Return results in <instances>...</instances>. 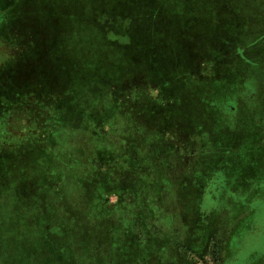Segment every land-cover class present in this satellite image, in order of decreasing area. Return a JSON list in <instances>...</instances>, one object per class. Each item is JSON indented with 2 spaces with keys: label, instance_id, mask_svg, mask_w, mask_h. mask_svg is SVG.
<instances>
[{
  "label": "rangeland",
  "instance_id": "1",
  "mask_svg": "<svg viewBox=\"0 0 264 264\" xmlns=\"http://www.w3.org/2000/svg\"><path fill=\"white\" fill-rule=\"evenodd\" d=\"M6 13L0 264H154L178 253L264 264V181L246 196L250 180H239L264 163L250 151L264 116V0H14ZM246 52L255 62L216 82L200 73ZM177 122L198 142L190 170L168 181L165 159L174 176L191 154L188 136L166 131L174 152L155 149L154 178H141L154 191L144 189L135 167L146 142ZM109 157L119 189L88 174ZM123 191L130 202H103ZM153 192L151 205L136 199Z\"/></svg>",
  "mask_w": 264,
  "mask_h": 264
},
{
  "label": "crops",
  "instance_id": "2",
  "mask_svg": "<svg viewBox=\"0 0 264 264\" xmlns=\"http://www.w3.org/2000/svg\"><path fill=\"white\" fill-rule=\"evenodd\" d=\"M13 2L14 0H0V14H1V17L7 21L8 23L7 24H12V19L10 20H7V18L5 17V13L7 12V10L10 9V7L13 5ZM26 9V8H25ZM28 10V9H26ZM8 14V13H6ZM6 25V24H5ZM228 45V44H227ZM237 45V44H236ZM237 49L239 51H246L247 47L244 48V46L242 45H239L237 47ZM233 50H235V45H233ZM233 50H230V51H233ZM236 60L238 61L237 63L234 64V59H230L228 61H223V60H220V61H217V64H209V63H206V67L208 69V71L205 69V67L203 66L204 64H202V67H199L200 68V73H206L208 77H206V81L209 80L211 82H216L218 81L219 79H221L222 76H224V73H225V70L226 71H229L230 73H232V71H234L235 69H238L243 63H247V64H251V63H254L255 61L251 58V56L247 55V52L244 53V54H239L236 56ZM240 65V66H239ZM198 66V65H197ZM198 68V67H196ZM190 71H188V76H190V78H197L201 81H204L202 79H204V76L201 75V74H198V75H192L191 73L195 71V69H189ZM228 73V72H227ZM168 84L169 82L166 81ZM177 93H174V95L176 96ZM151 95V94H150ZM179 96V94H178ZM154 98H157V95H153ZM164 129L163 131L166 132V131H169L171 132L173 135H175L176 137V134H181V135H184V136H188L189 137V141L188 144L185 146L184 148V152L185 153H188V154H191V155H188V156H184V159L183 161L181 162L182 167L180 168V163L177 164L179 165V169H180V172L178 175H172V168H171V161L169 160V158L167 157V162H166V170H167V177L168 178V181H171V182H175V183H178L182 180V176L185 174V172L187 171V169L189 168L190 166V163L195 159L196 155L195 153L197 152V150H195V148L198 147V142L196 141V137L194 136V134L192 132H186L185 129H184V126L182 123H175L173 124V126L171 128H162ZM192 131V130H191ZM179 132V133H178ZM257 134L259 135V138H257ZM256 135V136H255ZM254 136H255V139L257 140L256 143L257 144H254L252 146V148H250V151L253 152V153H257V155H261V153L264 154V144L262 143L263 140H264V116H263V120L261 122V124L258 123V127L256 129V134L254 133ZM157 139V138H156ZM148 140V142H150V144H148L146 142V145H145V148L146 150L144 151L146 153V157H142L143 159V163L141 164L142 166H144L145 168H150L153 170V160L156 159V156L154 154H162L164 151L162 149L163 146L160 145L158 139L157 140ZM193 145H191L192 143ZM155 142V143H154ZM187 143V142H186ZM152 144V145H151ZM156 146V147H155ZM159 150V153L155 150ZM174 152V151H172ZM149 155V156H148ZM151 156V157H150ZM161 158V156L159 157ZM189 158V159H188ZM225 165V163H224ZM223 166L221 167L220 166V169H222ZM190 169H188L189 171ZM188 175V173L186 174ZM154 178V177H153ZM248 179L250 180V184H249V188H247L246 186H244L243 190L245 193L246 196H252L254 195L253 194V189H254V184H256V186H260V185H263V181H264V163L260 165L259 168H254V170L251 171V173H249V176H246V177H243L242 179L240 178V183L242 182L241 185H244V182L245 181H248ZM142 180H151V179H146L144 177H142ZM140 183H141V179H140ZM143 184L144 186H150L152 187L153 191H154V187L153 185H149V184H144V183H141ZM248 189H249V193H248ZM243 190H241V188L237 189L235 192H237L238 194H240L239 196H243ZM259 194V193H258ZM261 196V195H260ZM151 198H155V193L153 192ZM150 199V197H149ZM143 200H145V197L143 198ZM250 200V198H249ZM148 202V201H147ZM111 205V206H115L117 203H113L112 200H106V205ZM241 207V208H240ZM246 207L245 205L243 204H239V211L243 212V210H245ZM246 215V213H245ZM188 256L182 254V253H178L176 254V256L174 258H171L170 262L168 260H165L163 259V257H159L158 259L154 260V264H193L192 261L188 262Z\"/></svg>",
  "mask_w": 264,
  "mask_h": 264
},
{
  "label": "trees",
  "instance_id": "3",
  "mask_svg": "<svg viewBox=\"0 0 264 264\" xmlns=\"http://www.w3.org/2000/svg\"><path fill=\"white\" fill-rule=\"evenodd\" d=\"M7 69L6 70H2V71H0V81H2V83H4V85H6V86H8V87H12L13 85H12V76H10V68H9V66H7L6 67ZM3 81H5V82H3ZM26 84H22V83H20L19 82V84L18 85H16V88H18V89H25L26 88ZM164 129H162V128H160L159 129V135H158V137H157V139H158V141H159V143H160V145L162 146V144H161V142H163V141H165L164 140V138H166L167 137V135H166V137H164V134H166V133H164V131H163ZM166 146H163V148L164 149H162L164 152L163 153H171V151H172V149L170 148V147H167V148H165ZM136 147H135V145L133 144L132 146H131V148H130V151L132 150V149H135ZM99 160V161H98ZM93 163V169L91 170V171H88V174H89V172H90V176H91V178L92 179H98V181L99 182H101L103 185H106V184H108L110 187H112V188H115V189H119V188H121V187H119V182L118 181H116L113 177H112V175H113V169H112V166H113V163H115L114 162V159L113 158H100V159H97V160H94V161H92ZM97 162L98 163H100L101 165H103V167L105 168V170H104V173L103 172H101L98 168H96L97 166H96V164H97ZM122 164V163H121ZM115 165V164H114ZM116 166V165H115ZM119 167V166H118ZM118 167L116 166V169H118ZM135 169H136V171H137V174L139 173H141V175H140V178H139V180H138V184H140V185H142L143 186V188L145 189V188H147V187H150V186H144L143 184H141L140 183V179L142 178V177H144V178H146V179H152L153 177L152 176H149V175H147V173H148V171L149 170H146L147 168H145L144 166H142L141 164H137V166L135 167ZM143 170H144V172H143ZM146 172V174H144ZM135 184H137V183H135ZM107 186V185H106ZM106 186H104L103 187V189L104 188H107ZM108 186V187H109ZM141 186V187H142ZM151 189H152V187H150ZM142 189V188H141ZM131 195L132 193L131 192H128V193H126L125 191H123L122 192V197L121 198H119V200H118V202H117V204L116 205H120V204H122V201H124V203L127 201V202H130L128 199H125L126 198V195ZM132 196H133V194H132ZM137 198V200L138 199H142V202H144V206H147V205H151V196H149V195H147V194H137V196H136ZM145 197V200H143V198ZM149 197H150V199H149ZM102 199H103V202H106V200H105V198H104V196H103V193H102ZM148 201V202H147ZM47 202H48V200H47ZM192 262H193V260H192ZM194 264V263H193Z\"/></svg>",
  "mask_w": 264,
  "mask_h": 264
},
{
  "label": "built area",
  "instance_id": "4",
  "mask_svg": "<svg viewBox=\"0 0 264 264\" xmlns=\"http://www.w3.org/2000/svg\"><path fill=\"white\" fill-rule=\"evenodd\" d=\"M193 261H194V264H202V260H203V258H201V259H192Z\"/></svg>",
  "mask_w": 264,
  "mask_h": 264
}]
</instances>
